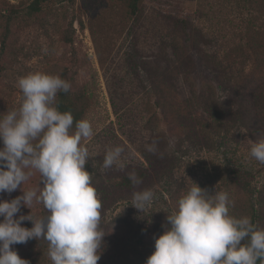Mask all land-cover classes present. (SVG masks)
<instances>
[{
  "label": "trees",
  "instance_id": "trees-1",
  "mask_svg": "<svg viewBox=\"0 0 264 264\" xmlns=\"http://www.w3.org/2000/svg\"><path fill=\"white\" fill-rule=\"evenodd\" d=\"M194 1L197 3L195 23L163 11H153L151 14L156 15L147 17L144 16L147 0H121L125 10L121 26L133 21V28L138 30L145 27L147 20L148 36L154 41L152 53L144 55L141 41L144 33L133 38L125 54L128 69L137 78L130 83V89L125 86L122 90L125 111L135 103L131 97L143 96L137 106L146 114L149 134L142 135L140 140H135L138 137L129 130H122L121 137L116 135L113 145L124 146L123 155L131 157L132 165L118 179H113L112 189L106 186L105 199L112 196L129 200L134 191L152 190L155 186L167 188L178 158L184 157L183 150L187 147L200 149L210 138L234 144L244 130L264 134V0ZM63 2L76 0L28 3L0 0L4 35L0 56L6 54L12 31L21 20L53 13ZM212 20L213 35L202 25L203 21ZM207 47H213V53H207ZM135 59L138 61L134 62ZM207 61L213 64L210 67L217 74L212 80L204 76L203 64ZM106 82L115 112L121 118L122 112L115 102L120 86L115 89L108 77ZM69 83V92L58 93L57 104L61 111H71L75 125L76 121L87 118L97 104V95L95 90L76 91L73 83ZM215 88L218 92L222 90V95ZM153 142L155 152L148 150ZM131 172L141 180L139 185H133L129 179ZM231 173L235 184L249 196L248 217L259 228L257 222L262 216L253 202L254 170L242 166ZM26 244L42 246L37 239L18 245ZM100 249L98 264H119L126 250L115 235L104 237Z\"/></svg>",
  "mask_w": 264,
  "mask_h": 264
},
{
  "label": "rangeland",
  "instance_id": "rangeland-1",
  "mask_svg": "<svg viewBox=\"0 0 264 264\" xmlns=\"http://www.w3.org/2000/svg\"><path fill=\"white\" fill-rule=\"evenodd\" d=\"M196 10L197 3L194 0H147L144 16L156 15L151 14L153 11H163L195 23ZM124 11L121 0H76L75 3L63 2L53 13L21 20L12 31L11 44L6 54L0 56V118L7 111L19 109L23 97L17 81L32 72L59 75L73 83L75 90L79 92L95 90L97 104L86 118L92 125L93 135L81 143L89 150L90 158L85 168L92 175V182L102 202L100 228L106 234L104 237L115 235L121 248H126L119 264H145L155 250V238L163 234L162 225L166 223L167 214L178 210V200L192 186V180L201 188L227 192L231 202L229 214L248 217L249 196L235 184L231 173L237 167L249 166L255 172L253 202L262 216L257 224L259 228H264V163L250 155L251 143L264 135L262 131L260 134H250L244 130L239 141L234 144L227 140L219 143L210 138L200 149L187 147L183 150L184 157L178 158L173 179L170 178L167 188L153 187V202L143 213L131 206L132 198L119 200L110 196L105 199L106 186L112 189L113 179H118L120 173H124L132 165L131 157L122 155L123 168L117 165L103 168L107 148L114 146L116 135L121 137L122 130H129L133 136H137L135 140L149 134L146 114L137 106L143 96L140 95L138 99L131 97L135 103L125 111L126 108L122 106V90L125 86L130 89V83L137 78L126 64L128 56L125 53L133 38L144 33L141 37L144 55L152 53L154 41L148 36L150 26L147 20L142 29L133 28V21L122 27L120 20ZM202 25L213 35V20L203 21ZM3 38V26L0 22V49ZM212 50L213 47L206 48L207 53H213ZM141 60L145 62L146 59ZM137 61L138 59L134 60ZM208 62L203 64L204 76L206 80H212L217 74L210 67L213 64ZM107 77L114 82L115 89L117 85L120 86V94L115 102L122 112L121 118L115 112ZM215 91L222 95V90L218 92L215 88ZM2 147L3 143L0 141V148ZM22 187L24 190L43 187V183L40 184V174L34 171L23 186L11 194L3 193L0 199L11 200L22 195ZM46 211L42 203L34 202V219L46 216ZM30 213V209L22 207L17 218L21 214ZM31 224L33 225L32 221H24L22 226L30 228ZM40 243L41 247L33 244H16L12 247L30 264H52L48 255V242L41 239ZM101 251L102 249L98 253Z\"/></svg>",
  "mask_w": 264,
  "mask_h": 264
},
{
  "label": "clouds",
  "instance_id": "clouds-1",
  "mask_svg": "<svg viewBox=\"0 0 264 264\" xmlns=\"http://www.w3.org/2000/svg\"><path fill=\"white\" fill-rule=\"evenodd\" d=\"M17 85L21 106L0 118V195L16 191L34 171L43 187H22V195L0 199V264H30L12 247L30 239L48 242L52 264H98L106 235L100 228L102 202L85 168L89 150L81 143L93 135L92 125L87 119L74 125L71 111L59 109L58 93L71 88L61 76L32 72ZM148 150L156 151L155 142ZM124 152V146H109L103 168H123ZM250 155L264 163V135L251 143ZM129 179L133 185L141 183L135 172ZM214 190L192 180L178 210L167 214L163 234L155 238L145 264H264V228L250 217L230 215L228 193ZM153 199L151 189L134 191L131 206L143 213ZM34 202L43 204L46 216L33 218ZM22 207L31 213L17 218ZM24 221H32L33 227L22 226Z\"/></svg>",
  "mask_w": 264,
  "mask_h": 264
}]
</instances>
